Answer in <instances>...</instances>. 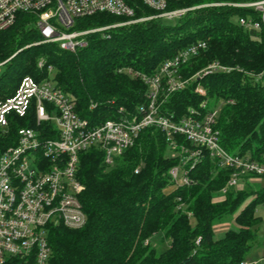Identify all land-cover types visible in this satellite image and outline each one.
I'll return each instance as SVG.
<instances>
[{"label": "trees", "instance_id": "1", "mask_svg": "<svg viewBox=\"0 0 264 264\" xmlns=\"http://www.w3.org/2000/svg\"><path fill=\"white\" fill-rule=\"evenodd\" d=\"M202 1L169 0L168 9ZM135 3L137 17L155 12L131 0V5ZM244 13L225 6L201 7L175 26H163L154 19L93 33L76 52L56 43L24 49L0 74V97L14 90L26 75L52 78L54 71L52 80L75 101L81 116L100 122L113 117L120 107L135 114L147 102L148 86L127 69L152 74L179 51L203 41L207 47L182 67L184 77L212 62L232 70L193 81L171 94L162 108L178 118L190 108L203 111L200 105L206 101L209 108L219 110L216 129L222 146L232 154L260 161L264 155V30L240 26L237 19ZM126 19L99 13L79 19L76 25L88 29ZM30 21L29 16L20 15L2 34V58L26 39L42 40ZM42 55L45 63L39 68ZM9 84L12 89L7 90ZM197 85L205 95L194 91ZM22 126L36 127L33 112L26 118L10 119L8 129L0 131L1 150L15 141V131ZM176 138L191 147L185 137ZM180 161L157 127L143 130L136 144L113 165H106L97 149L82 153L77 176L83 186L79 197L87 223L78 229L49 227L48 264H241L250 260L258 237L256 207L264 203L260 181L264 177L250 175V180L243 175L237 188L224 193L233 169L220 166L203 150L189 171L191 184L175 187L169 170ZM162 243L166 246L158 250Z\"/></svg>", "mask_w": 264, "mask_h": 264}, {"label": "built area", "instance_id": "2", "mask_svg": "<svg viewBox=\"0 0 264 264\" xmlns=\"http://www.w3.org/2000/svg\"><path fill=\"white\" fill-rule=\"evenodd\" d=\"M132 1L155 12L137 17L134 8L137 3L133 6L131 0H0V40L20 15H27L31 18L30 26L40 33L43 43H56L63 50L76 52L87 45V38L93 33L154 19H181L188 11L205 6L168 9L169 0ZM206 5L244 10V15L237 19L238 24L248 31L264 30V0ZM99 13L127 19L95 29H73L79 19ZM206 47V42L194 43L162 63L152 74L127 69L148 86L147 102L135 114H128L120 107L113 117L103 121L88 119L78 113L75 101L51 78L38 79L31 75L24 76L14 90L0 97V130L8 129L11 118H26L32 112L36 124V127L17 128L15 141L0 149V264L14 260L48 264L49 227L63 225L78 229L87 223L79 197L83 189L77 176L80 155L97 149L102 152L106 165H113L149 127L164 132L172 155L180 156V163L169 170L175 187L191 184L189 171L200 161L203 150L220 166L233 169L222 189L224 193L228 188H237L243 182V175L264 177V155L260 161L251 160L232 154L222 146L216 129L218 108H209L204 101L200 105L203 111L190 108L178 118L175 113L163 110L171 94L184 90L193 81L232 70L212 62L193 76L184 77L182 67ZM15 55L0 61V74ZM44 63V59L40 60L39 68ZM194 91L206 93L200 85ZM178 135L185 137L191 147L179 143ZM241 264H250V260Z\"/></svg>", "mask_w": 264, "mask_h": 264}, {"label": "rangeland", "instance_id": "3", "mask_svg": "<svg viewBox=\"0 0 264 264\" xmlns=\"http://www.w3.org/2000/svg\"><path fill=\"white\" fill-rule=\"evenodd\" d=\"M213 1H207V0H204L200 3H195L193 5H190L191 7H198V6H201V5H205V6H202V7H207L206 4H209V3H212ZM190 6H180V7H177V8H183V7H190ZM198 8H194L193 10L191 11H188V12H192L194 10H196ZM187 12V13H188ZM114 23H117L119 21H113ZM179 22V19L177 18H163V19H160V23L163 25V26H175L177 25ZM102 26V25H101ZM101 26H93V27H90L88 29H95V28H99ZM83 27L81 28H78V25H76L75 29L76 30H82ZM25 29H30V27L26 26ZM34 30H31V32H33ZM26 39V38H25ZM32 39V38H31ZM31 39H26L27 41L25 42V44H23V46L21 47H18L15 51H13L10 55L2 58L1 55H0V61L2 60H5L7 59L8 57H10L11 55L15 54V57L22 51V50H26V49H31V48H34L35 46H41L43 44H46V43H43L42 40H31ZM25 41V40H24ZM1 51V50H0ZM13 57L11 59V61L15 58ZM44 58V56H39L38 58V62L40 60H42ZM10 61V62H11ZM4 71V70H3ZM41 73V72H40ZM51 77L53 78L54 77V71H52L51 73ZM51 78V79H52ZM11 83V82H9ZM14 85V84H13ZM8 89H12V84H9ZM219 113V110L217 109V114ZM1 131V130H0ZM1 133H4L3 131H1ZM262 185H264V179H262ZM256 216L259 218V222H258V225H257V239L256 241L253 242V248H252V252H251V256H250V264H264V261L262 260V257H264V248H263V240H264V203H261L259 205H257L256 207ZM193 221V220H192ZM194 222V221H193ZM166 245L165 244H161L158 246V250H162L164 249Z\"/></svg>", "mask_w": 264, "mask_h": 264}, {"label": "crops", "instance_id": "4", "mask_svg": "<svg viewBox=\"0 0 264 264\" xmlns=\"http://www.w3.org/2000/svg\"><path fill=\"white\" fill-rule=\"evenodd\" d=\"M260 181H261V183H262V180H260ZM263 242H264V240H263ZM263 242H262V243H263Z\"/></svg>", "mask_w": 264, "mask_h": 264}]
</instances>
